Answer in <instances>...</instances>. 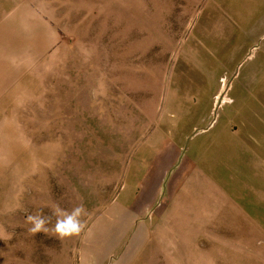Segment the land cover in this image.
<instances>
[{"label":"rangeland","instance_id":"rangeland-1","mask_svg":"<svg viewBox=\"0 0 264 264\" xmlns=\"http://www.w3.org/2000/svg\"><path fill=\"white\" fill-rule=\"evenodd\" d=\"M230 119L264 146V0H0V264H209L151 237L137 156ZM56 204L81 233L29 234Z\"/></svg>","mask_w":264,"mask_h":264},{"label":"crops","instance_id":"crops-1","mask_svg":"<svg viewBox=\"0 0 264 264\" xmlns=\"http://www.w3.org/2000/svg\"><path fill=\"white\" fill-rule=\"evenodd\" d=\"M161 127L137 158L144 167L143 195L154 205L150 235L166 245L162 252L209 264L260 259L264 264V182H254L256 177L264 181V146L256 145L255 134L230 119L208 142L202 159L187 155L183 138ZM203 129L199 132L208 134L210 128Z\"/></svg>","mask_w":264,"mask_h":264},{"label":"clouds","instance_id":"clouds-1","mask_svg":"<svg viewBox=\"0 0 264 264\" xmlns=\"http://www.w3.org/2000/svg\"><path fill=\"white\" fill-rule=\"evenodd\" d=\"M52 214L57 217L53 228H49L50 217L43 214L41 209L35 214H28L26 222L31 226L27 229L28 233L35 236L37 233L49 234L51 231L60 239L79 235L83 230L81 217L86 214L85 207L80 204L74 207L70 212L62 209L58 204L51 209Z\"/></svg>","mask_w":264,"mask_h":264}]
</instances>
